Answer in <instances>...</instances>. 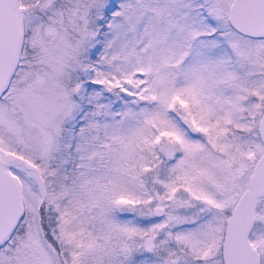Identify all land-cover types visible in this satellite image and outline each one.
<instances>
[{
	"label": "snow or ice",
	"instance_id": "obj_1",
	"mask_svg": "<svg viewBox=\"0 0 264 264\" xmlns=\"http://www.w3.org/2000/svg\"><path fill=\"white\" fill-rule=\"evenodd\" d=\"M0 264H264V0H0Z\"/></svg>",
	"mask_w": 264,
	"mask_h": 264
}]
</instances>
